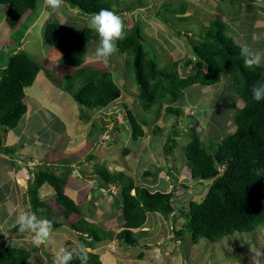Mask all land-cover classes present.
<instances>
[{
	"label": "trees",
	"instance_id": "16d2710c",
	"mask_svg": "<svg viewBox=\"0 0 264 264\" xmlns=\"http://www.w3.org/2000/svg\"><path fill=\"white\" fill-rule=\"evenodd\" d=\"M119 0H64L71 9L85 15L108 9L117 14ZM40 0H0V6H7L5 23L15 29L27 12H37ZM173 13L185 9H168ZM34 15L31 16L33 18ZM185 19V18H184ZM24 28L27 26L24 25ZM181 31V30H180ZM179 30L176 32L180 35ZM62 26L57 21L49 22L45 27V43L55 49L75 69L73 76L81 79V87L73 94V99L90 110H104L121 96V90L112 78L110 71H99L84 66L88 50L98 40V34L88 26L80 33L67 37L62 35ZM141 28L134 24L127 33L126 39L119 42V53L132 55L134 78L138 86L137 101L144 111H151L157 103L167 104L166 114L179 116L180 109L173 107L183 97L184 91L195 85L214 86L223 76L230 77L243 107L233 116L235 131L223 138L216 151L206 148L196 128L190 132L191 141L184 147L186 164L191 177L200 182L211 181V186L201 202L190 199L188 207H175L174 195L179 188L174 183L172 172L168 174L174 189L149 188L135 185L125 173H111L100 164L95 165L94 174L102 184L115 187L119 192L113 198L112 205L121 211L123 229L114 235L94 223L80 218L71 224L73 235L77 238L76 249L72 253L70 264H103L100 256L94 253L101 244L117 241L121 245L135 246L137 236L147 233H135L144 227L149 214L158 213L161 221L181 226L176 236L183 241L190 234L191 243L198 244L202 239L218 243L236 232H254L264 223V101L252 99V88L258 83L264 84V73L247 65V55L226 33L224 22L215 18L210 21L207 31L201 35L194 47V58L189 61L172 62L164 70L152 51H147ZM0 51V125L8 129L16 128L27 112L25 89L33 85L41 66L25 51H16L8 57ZM184 65L192 66V73L186 77L180 75ZM71 79V75L69 77ZM73 85L68 86L70 90ZM134 104V105H135ZM124 112L131 122L132 140L143 138L144 127L148 121L138 120L127 106ZM116 121V120H115ZM117 123V121H116ZM114 124L111 134L120 132ZM161 133L156 128L155 134ZM124 136V135H123ZM176 145H166L165 153L171 152ZM131 149H125L128 156ZM7 153L8 150H2ZM173 154V151L172 153ZM11 155V154H9ZM70 172V171H68ZM29 181L28 196L33 212L46 216L48 212L40 211L42 207L52 208L40 201L39 190L48 185L55 196L58 206L57 215L65 223L72 215H81L80 208L65 194L64 186L67 174L58 175L51 167L40 168ZM146 176L152 175L150 171ZM95 178V179H96ZM102 188V185H99ZM181 185V187H183ZM187 188V187H185ZM107 190V194H110ZM42 214V215H41ZM46 218V217H43ZM47 219V218H46ZM119 219V220H120ZM53 229L63 223L48 219ZM160 221V223H161ZM103 228V229H102ZM12 234L20 232L17 227L9 230ZM31 251H37L33 247ZM31 251L22 246H5L0 249V264H33ZM143 255H141L142 257Z\"/></svg>",
	"mask_w": 264,
	"mask_h": 264
},
{
	"label": "rangeland",
	"instance_id": "374dc122",
	"mask_svg": "<svg viewBox=\"0 0 264 264\" xmlns=\"http://www.w3.org/2000/svg\"><path fill=\"white\" fill-rule=\"evenodd\" d=\"M120 2H122V5H125L124 7L130 3H135L136 5L139 3L142 4L139 5V8H136V6L134 12L124 13L123 21L127 29H130L135 23L140 26L143 38L146 40V50L149 52L152 51L153 54L156 51V53H162L159 56L161 59L160 62L164 55H166L159 65V68L162 70L171 65L172 58L170 57V54L172 53V56L173 54L175 55V52L171 50V53L169 51L167 52L170 39H175L178 43L182 40L185 42V46L187 42L191 43L192 47H195L200 40L199 37L206 33L210 23L209 20L213 18L227 19L224 12L222 13L217 9L218 6L213 8V6L210 5L211 2L209 0H200L199 3L193 0H119L118 6L121 5L119 4ZM182 6H185V9L187 10L185 14L181 15L167 11V9H180ZM4 9L3 6H0V16L3 14ZM38 9H40V5ZM48 9L47 16L44 19L41 16L40 19L42 20L43 25L49 21L59 22V19L61 22V20L65 18L64 13H56L51 8ZM164 10H166V12ZM60 12H62V9ZM28 13L29 12H27L25 16H27ZM56 14L57 17L53 16L52 18V15ZM58 15H61L62 18ZM187 15H190L191 19L186 22L175 24V18L177 19L178 17H184ZM36 16H38L37 13L34 14L33 18H27L25 23L27 26L26 28L23 27L21 22L18 28L11 29L4 22V19L3 23L2 19L0 20V51L5 55L4 57L7 58L9 54H12V52H15L18 48L21 49V51H25L27 54L30 52V56H32L37 62L44 64L45 59L43 60V51H41L44 42L41 41L37 31L31 29V26L36 20ZM40 27L43 29L41 25ZM176 29H181V31L179 30L181 32L180 35L176 32ZM70 34L71 36H74L73 33ZM25 40L29 43L26 42L25 44ZM98 42L99 38L94 44L98 45ZM186 47L188 48V46ZM189 52L191 54L186 55V58L192 59L194 57L193 53L188 50L187 53ZM167 53L169 56H167ZM115 60L118 66H122V68H120L125 75V80L122 82V85H118L119 88L121 91L123 90L132 93L133 97L137 98L138 86L133 73L132 55H128L127 53L121 54L118 52L112 57V61ZM55 61L57 60L54 59L49 62L47 66H44L49 70L54 80L61 87H59L61 89L60 91H63L60 95L61 98H65L66 100L75 103L73 100V94L81 87V79H77L73 76V70L67 71L68 67L71 66L67 64L58 65ZM93 64L95 67H92V69L99 71H108L111 69L115 75H118L115 72L116 70H113L118 67L114 63L111 65V62L108 64L92 62L91 65ZM252 68L255 69L254 67ZM189 69V66L187 67L184 65L182 71L188 72ZM262 70L264 69L262 68ZM70 75L71 79H69ZM70 85H73V87H71L70 90H67ZM191 89L192 88H189L187 91ZM216 92L217 93H214L216 98L214 103L212 102L207 106L206 103L202 104L205 106V110L203 111H200L199 109L196 112L193 110L192 113H187L184 107L177 106V103L173 104V107L180 109L179 116L166 114L165 109L168 105H160V102L157 103L151 111H144L137 101V104L130 105V111L137 116L138 120L141 119L142 121L149 122L147 127L143 126L144 131L146 132L145 138H140L136 142L133 141L134 139L132 140L131 122L127 117L126 111L124 112V120H121L120 118L117 120L120 130L123 132H118L120 135L117 133L113 135L111 134L109 129H113V123L116 124V122H111V124L105 128V132L101 137L100 133L104 128L102 129L101 122H95V126L92 128V134L90 133L91 135H87V138L84 139V147H86L82 148V150L80 149L77 152L78 154L75 155V152L72 151L73 153L66 155L67 152H64V150L58 151V147L62 148V143H64L68 137L66 133H63V135L66 136L61 140V146H58L55 151L53 150L49 153L44 161L61 163V165L66 167V171L72 173L71 178H73V176H78V172H83V170L86 169L84 165L85 163L90 167L88 172L91 173L95 170V165H97L95 163H99L111 173H125L126 178L135 185L147 186L152 189L160 186L159 188H166V192L174 189V185L170 183L169 179L170 175L168 174L167 168L169 167V171L173 173L171 175L173 180L171 181L177 183L179 186L174 195L175 207L183 206L187 208L189 205L188 201L192 198L201 202L206 196L212 183L211 181H204L200 184L199 180L191 177L190 168L183 165L186 162L184 147L191 141L189 135L190 132L193 128H196L197 133L201 135L205 147H212V151L214 152L223 138L234 133L235 125L233 122V116L237 110L243 106L236 90L231 88L230 81L225 82L221 89L219 88V91ZM189 95H191V93L188 94L187 92L186 96L189 97ZM195 107L197 108L199 105H196ZM83 108H85L83 111L82 109L79 110L81 118H85L87 115L92 116V114L97 111L87 109L85 106ZM201 113H206L205 117L201 116ZM211 119L214 120L212 123L210 121ZM54 126L51 134L48 132L45 134H50L51 137H56L58 133L59 135L62 134L57 130L55 124ZM156 128L160 129L161 133L155 134ZM7 130L9 129L0 125V134H2V131ZM173 144L176 145L175 149L172 150L174 155L171 154L172 151L165 153L164 148H166V145L173 146ZM2 146L4 148H10L4 144H2ZM125 149L135 150V152L132 151L128 156H125ZM9 157L11 158V156ZM80 158L82 159L80 160ZM25 164L29 165V163ZM26 165L25 168H28ZM36 166V164L33 166L34 172H37L35 171ZM146 171H150L152 175L146 176ZM29 173L28 174L31 178L35 176L31 172ZM82 175H84V173H82ZM83 180L82 186L84 187L85 184L88 186L86 188L87 191H84L83 193V196H85L84 199L79 200L80 210L93 222L95 221V225L97 223L104 229L113 230L115 233V231H118L117 218L121 215V211H118L117 208L112 205V201L119 191L115 187L110 190V186L108 187L107 185L100 183L97 178L95 179L96 185L93 182H88L89 180H92V177L90 176H83ZM183 184L184 186L181 187ZM74 185H76L75 182H72L71 189ZM99 185H102V189ZM43 187V189L41 188L42 190H39L38 197L42 203L50 204L52 210L48 211V208L46 207L38 209L39 212H48V215L40 217H46L47 219L50 218L55 222L63 223V226L53 229V233L48 241L36 244L34 243L33 233L27 232L26 236L22 233L21 235L23 236L19 238L16 236L11 237L9 234H6L5 230H2V226L0 225V249H3L5 246L14 245L22 246L28 251H31L33 247H36L37 251H31V261L33 264H54V257L60 248H64L71 253L75 251L77 238L73 235V231L70 227L71 224L69 222L65 223L63 219L57 215L58 206L54 203V194H52L51 190L48 193V186L44 185ZM107 190H110V194L106 193ZM26 193V211L34 213L28 196V190ZM41 193L43 196H41ZM9 204H11V202H9ZM9 210L10 207L7 206L0 210V219L7 224L13 222ZM148 218V227H143L142 231L151 232V234H146L138 240L139 245L136 247L137 249L133 246L122 245V250H120L118 249L116 242H114L110 246L103 248V250L101 249L97 251L101 254L100 259L102 260V263L264 264V223L259 225L254 232H236L233 235L225 237L218 243H212L206 239H202L198 244H193L190 242L192 239L191 235L187 234L190 241H186L185 239L181 244V240L177 238L175 233L178 228L180 229L183 226L184 221L182 226L180 224L182 223L180 222L181 220L177 221L174 226L171 224L172 222L169 224L168 221H161L160 219H162V216L158 213L149 214ZM7 224H3V227L9 228L10 226ZM104 250L106 252H103ZM141 254H143L142 257Z\"/></svg>",
	"mask_w": 264,
	"mask_h": 264
},
{
	"label": "crops",
	"instance_id": "0c3cea01",
	"mask_svg": "<svg viewBox=\"0 0 264 264\" xmlns=\"http://www.w3.org/2000/svg\"><path fill=\"white\" fill-rule=\"evenodd\" d=\"M193 1L198 2V3L200 2V0H193ZM209 1L211 2L210 5L213 6V8L214 7L216 8L218 6L217 9L220 10V12L222 13L224 12V15H226L227 19H221V18L219 19H221L224 22L227 35L231 37L240 47L244 49L247 55V65L250 68L254 67L255 69H260V71L263 72L264 70H262V68L264 69V0H209ZM39 3H41L40 9L37 12L29 11L28 15L25 16V18L21 19L23 20L21 22H22V25L24 26L27 18H31V16L34 15L35 13H37V15L39 16V17L36 16V20L34 24L31 26V29L36 30L41 38V41L44 42V45L42 46V49H41V51H43V60L45 59L44 64H41L40 62H38L42 68L40 72L38 73L33 85L25 89L27 112L23 116L21 122L16 128L9 129L7 131H2V134H0V210H2V208L6 206L10 207L9 214L11 215V219L13 221L11 224H7L5 223V221H1L0 219L1 221L0 225L2 226V230H5L6 234H9V236L11 237L16 236L17 238L22 237L23 235L26 236L27 232H24L23 235H21L22 234L21 232L11 235L12 233H10L9 230L14 227L13 225H14L15 217L20 212H25L27 210L25 208V205H26L25 196H27L26 191L29 188V181L31 179V176H30L31 174L29 172L34 173L33 166H35V164L37 165L35 168V171L39 170L42 167L43 168L51 167L55 170V172L58 175H65L66 173L68 176H67L66 185L64 186V192L80 208L79 200L84 199L85 196H83V193L84 191H87L86 188L88 186L87 184H85L84 187L82 186L83 181H84L83 176L92 177V180H89L88 182L89 183L93 182L96 185L95 178L97 177V175L94 174V172L93 173L88 172L90 170V167L87 165V163H85L84 165L86 169H84L83 172L81 171L78 172V176H73V178H71L72 173L66 171L65 166L61 165V163H58V162L44 161L45 157L48 156V154L51 153L53 150L55 151V149L58 146H61V140L66 135L68 136L67 140L64 143H62V148L58 147V151L64 150V152H67L66 155H70L73 152H75V155L78 154L77 152L80 149L82 150V148L86 147V146L84 147L85 145L84 139L87 138V135L92 134V128L95 126V122H101V127L102 129L104 128V130L101 129L102 131L100 133L102 137L105 132V128H107V126L111 124V122H116L119 118L121 120H124L123 119L124 110H126L125 106H127V108L130 109L131 108L130 105L135 104L137 100L136 98L133 97L132 93L122 90L120 98L112 103L113 106L107 109H104V110L95 109L97 111L96 113L92 114V116L87 115L85 116V118H81L79 114V110L82 109L83 111V109L85 108H83V106L78 104L74 99L73 100L75 101V103H72L69 100H66L65 98L63 99L61 98L60 95L62 94L61 92H63V91H60L61 87L54 80L49 70L46 69V67L44 66V65L47 66V64L53 61L54 59L57 60L55 61V63L58 65L59 64H62V65L67 64L69 66L71 65L67 60H65L62 57L61 54H59L55 49H53L52 47L48 46L45 43V40H44L45 27L51 21L47 22L45 25L42 24V20H40L41 16L44 19L48 14L49 9L44 4V0H40ZM121 3L122 2H120L119 4ZM139 5H142V4L139 3L136 5L135 3H130L126 7H124L125 5L121 4L120 6H115L114 8H116L117 14L120 15L124 20V17H123L124 13L134 12L136 8L140 7ZM3 7L5 9L3 11V14H1L0 16V20L5 19L6 13H7V6H3ZM181 8L185 9V6H182ZM63 9H64V12H63ZM164 11L166 12V10ZM167 11L171 12L168 9ZM186 12L187 10L185 9L184 12L182 13L177 12V13L182 15V14H185ZM59 13L65 14V18L62 19L61 22L59 19V23L62 26V32H61L62 35L67 36V37L73 36V35L71 36L70 33H73L74 35L80 33L81 30L86 25H88L89 19L91 17L90 15H85L78 10L71 9L70 6L66 3H64L62 6V12H59ZM53 16L57 17V14L52 15V18ZM58 16L62 18L61 15H58ZM189 19H191L190 15H187L184 17H178L177 19L175 18L176 20L175 24L186 22ZM211 20H209V22ZM40 25L42 26L43 29H41ZM128 30L129 29L126 28V31ZM177 30H181V29H176V31ZM143 41L146 42L144 38H143ZM26 42L28 41L25 40V44ZM95 45L96 44H93V46L88 50L87 56L85 59L86 60L85 66H90L91 68L95 67V65L94 64L91 65V63L97 62L91 59V52L94 51L95 48L97 47V45L96 46ZM186 46H188L189 49ZM186 46H185V42L182 40H180V43H178L177 40L170 39L169 46H168L170 49L167 48V52L168 51L170 53L171 51L175 52V55L173 54V56L171 55L172 53L170 54V57L172 58L171 62H175V61L185 62V61L191 60V59L186 58V55L191 54L190 52L187 53L188 50H190L194 56V47H192L191 43H187V42H186ZM20 50L21 49H18V48L16 49V51H20ZM156 52L153 55L156 57L158 62L161 64V62L164 60V57H166V55H164L162 61L160 62L161 59L159 58V56L162 53H156ZM29 54L31 55L30 52ZM257 54H259L262 57L261 62L259 64L255 63V58ZM167 56H169L168 53H167ZM250 61L252 63H249ZM110 62H111V65L114 63L118 66V64L116 63V60L112 61V58H111L109 63ZM120 67L122 68V66L120 65L116 69H113L114 71L116 70L115 72L118 75H115L111 69L108 70L111 72L112 78L117 85H120V84L122 85V82H124L125 80V75L124 73H122ZM189 67L190 69L188 72H183L182 69L180 70V75L182 77H186L192 73V70H193L192 66H189ZM70 70H73L72 74L75 71V69L72 66L68 67L67 71H70ZM227 81H230L231 88H234L231 78L226 77V76H223L221 81L217 85H214V86H202L200 84H195L189 87V88H192L191 90L187 91L189 89L187 88L184 91V94L181 100L183 98L184 99L182 101L179 100L178 101L179 103L177 102V106L184 107L187 113H192L193 110L194 112H196L199 109L200 111H203L205 110L204 109L205 106H203L202 104L206 103V106H207L208 104L210 105L212 102L214 103V101L216 100L214 93H217L216 91H219V88L221 89V87ZM187 92L188 94L191 93L189 97L186 96ZM200 99H204L206 101L200 100ZM114 105H118V106H114ZM160 105L167 106V104L165 103L163 104L160 103ZM196 105H199V107L196 108L195 107ZM165 112H166V109H165ZM205 115L206 113H201V116L205 117ZM210 121L212 123L214 120L211 119ZM54 124L56 125L57 130L62 134L59 135L58 133L56 137H51L50 134H51V131L53 130ZM113 126H114V123L112 124V127ZM109 130L111 131L112 128ZM47 132L50 134H45ZM63 133H66V135L64 136ZM145 137L146 135L143 138ZM2 144L9 146L10 148H4ZM5 149L8 150L7 153L11 155L1 152L2 150H5ZM9 156H11V158ZM81 159L82 158H80V160ZM18 162L20 163L21 166L19 165ZM25 163H29V165H26ZM95 164H99V163H95ZM25 165L28 166L29 168H25ZM183 165L185 167H189L186 163H184ZM82 173H84V175H82ZM72 182H75L76 185H74V187L71 189ZM200 184H202V182H200ZM111 188H114V187L111 186ZM50 190L52 191V194H53V190L48 186V193L50 192ZM41 196H43L42 193H41ZM53 199H55V196ZM8 201L11 202V204H9ZM54 203L56 204V201H54ZM48 205L51 206L50 204ZM80 212H81V215H77V214L72 215L68 222L72 224L76 222L77 220H79L80 218H85L87 221L93 222L81 210ZM119 219L120 218L118 217L117 218L118 231H115L114 235H117L123 229L121 219L120 220ZM148 222H149V219L147 223L144 225V227H148ZM93 223H95V221ZM3 224H7L10 227L4 228ZM133 232L135 233L142 232V228L138 230H133ZM143 232L147 233L148 235L151 234V232H147V231H143ZM145 235L137 236L138 240ZM114 242H116V244L118 245V249L122 250V245L119 244V242L114 240L112 242L101 244V246H99L96 250H94V253L101 256L100 252H97V251L101 249L103 250V248L110 246ZM138 245L139 243H137L133 247L137 249L136 247H138ZM130 250H133V249H130ZM103 252H106V251L104 250Z\"/></svg>",
	"mask_w": 264,
	"mask_h": 264
},
{
	"label": "clouds",
	"instance_id": "9594fccd",
	"mask_svg": "<svg viewBox=\"0 0 264 264\" xmlns=\"http://www.w3.org/2000/svg\"><path fill=\"white\" fill-rule=\"evenodd\" d=\"M63 2L64 0H44V4L56 13L61 11ZM88 26L91 30L95 31L99 37L97 47L91 52V59L103 64H108L110 59L119 52V42L127 37L123 18L111 10L101 9L98 13L91 15ZM261 59L262 57L257 54L255 63L259 64ZM249 63L252 62L250 61ZM252 99L257 102L264 101V84L258 83L253 86ZM34 174L35 172L33 175ZM13 226L17 227L21 233H33L34 243L36 244L45 243L50 239L53 233V226L48 219L38 217L35 213L27 211L20 212L15 217ZM71 260L72 253L64 248H60L54 257V264H70Z\"/></svg>",
	"mask_w": 264,
	"mask_h": 264
},
{
	"label": "bare ground",
	"instance_id": "6f19581e",
	"mask_svg": "<svg viewBox=\"0 0 264 264\" xmlns=\"http://www.w3.org/2000/svg\"><path fill=\"white\" fill-rule=\"evenodd\" d=\"M166 30V29H165Z\"/></svg>",
	"mask_w": 264,
	"mask_h": 264
}]
</instances>
